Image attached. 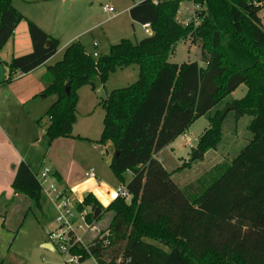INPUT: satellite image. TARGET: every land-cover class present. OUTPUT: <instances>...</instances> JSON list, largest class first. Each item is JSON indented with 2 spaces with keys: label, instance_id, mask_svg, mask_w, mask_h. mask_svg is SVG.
<instances>
[{
  "label": "trees",
  "instance_id": "16d2710c",
  "mask_svg": "<svg viewBox=\"0 0 264 264\" xmlns=\"http://www.w3.org/2000/svg\"><path fill=\"white\" fill-rule=\"evenodd\" d=\"M132 1L130 17L148 24L149 36L137 43L124 38L98 57L73 42L45 73L46 92L56 97L46 112V135L52 142L81 138L73 134L80 87L93 86L96 78L105 83L117 68L139 69L135 83L101 101L104 128L97 141L113 144L110 168L130 199L118 195L104 207L89 193L76 203L79 211L102 208L98 217L87 216L90 223L104 212L112 218L91 242L71 241V254L80 262L93 257L98 264H264L262 8L250 0H186L198 8L195 19L183 25L178 13L184 0ZM23 20L32 50L1 61L6 75L0 86L34 71L58 50V40L27 19L12 0H0V53ZM187 39L202 44L204 65L170 62L178 43ZM242 84L246 93L234 101L233 110L237 119L251 117L252 139L232 161L179 187L158 153ZM225 117L217 110L209 118L197 149L206 153L217 148ZM126 172L132 174L129 181L124 180ZM12 187L40 206L42 185L26 162L18 165Z\"/></svg>",
  "mask_w": 264,
  "mask_h": 264
},
{
  "label": "rangeland",
  "instance_id": "374dc122",
  "mask_svg": "<svg viewBox=\"0 0 264 264\" xmlns=\"http://www.w3.org/2000/svg\"><path fill=\"white\" fill-rule=\"evenodd\" d=\"M13 1L16 6L20 7V12L27 19L45 27L48 33L58 40V50L52 56L54 64L63 59L65 49L73 42L81 43L90 54L95 52L94 43L97 42L99 55H106L110 52L111 45L119 43L124 38L137 43L151 34V31L150 33L145 32L143 25L132 21L128 9L133 3L132 0H32L37 1L35 3H28L25 0ZM66 1H70V5L65 12ZM104 6L112 7L115 15L104 12ZM193 7L191 1L181 2L178 15V21L181 24L185 22L187 15L192 14ZM261 16L264 24V10ZM202 55V44L199 41L193 42L187 39L178 43L175 52L170 57V62L180 65L198 62L199 65H204ZM43 78L39 72L30 77L44 86L46 98H39L38 102L46 105L53 104L56 97L46 92L48 85L45 86ZM138 78L137 66L117 68L109 75L105 83L100 78H96L93 86L84 85L79 88L78 116L73 132L79 134L81 138L75 139L74 148H68V151L63 154L65 163L73 160L77 162V170L82 174L94 169L97 174L102 171L103 175L117 180L110 168L114 153L113 144L97 142L104 128L105 110L101 101L113 90L132 85ZM13 82L15 79L3 86ZM246 89L244 84L240 85L214 109L194 121L184 134L178 136L158 153L159 160L166 170L172 173V179L179 187L185 188L223 161H232L252 139V133L248 129L251 117L246 115L237 119L234 110H229L222 123V139L217 148L207 151L203 160H191L200 134L209 125V118L217 110H224L235 100L241 99ZM47 123L48 118L45 113L41 122L42 130ZM46 140L50 145L47 135ZM46 166L50 168L49 160ZM131 177L132 174L129 172L124 174L125 181H129ZM51 182L57 189L62 188V184L55 178L51 179ZM121 186L122 184L118 181L117 191ZM81 197L84 198L83 195ZM73 199L75 201L70 209L74 215L75 228L78 224L88 222L81 216L75 204L76 201L82 199L80 196H74ZM26 200L16 205L17 209L21 208L22 215L25 217L16 237L13 239L14 235L5 230L0 237V264H66L71 256L64 246L58 244L60 213L56 206L44 192L40 200L41 210L29 199L26 198ZM111 218V212H104L98 221L89 224L90 230L87 233L79 231L78 234L83 237L84 244L91 242L95 236L97 237L101 231L105 230ZM151 242L168 249L162 243ZM47 243H51L54 249L46 248ZM80 264L98 263L93 257H89Z\"/></svg>",
  "mask_w": 264,
  "mask_h": 264
},
{
  "label": "crops",
  "instance_id": "0c3cea01",
  "mask_svg": "<svg viewBox=\"0 0 264 264\" xmlns=\"http://www.w3.org/2000/svg\"><path fill=\"white\" fill-rule=\"evenodd\" d=\"M25 1L28 3L37 2ZM12 3L20 11V7L16 6L13 0ZM191 16L192 14L187 15L186 19ZM37 24L39 25V23ZM39 26L48 33L45 27ZM94 47L95 52L100 54L97 50L98 43ZM31 50L32 43L28 33V25L23 20L0 53V61L9 62L14 56L29 53ZM53 59L54 57H51L34 71L18 76L12 84L0 86V237L5 230L12 233L14 239L24 222L23 212H21V208L17 209L16 205L29 198L15 193L12 187L16 169L22 161L26 162L32 172L39 177L41 171L48 168L46 162L49 160L51 168L49 169L53 174L52 179L55 178L58 181L60 179L59 182L63 188L68 192H74V196H80L81 199L82 195L85 197V195L92 193L101 205L106 207L117 197L118 181L116 179L103 175L102 171V175L101 173L97 174L95 170L96 177L87 178L86 174L77 170L76 161L72 160L65 163L63 154L68 151V148H74V140L78 138H58L50 141V145L47 143V126L42 130L41 122L52 103L46 105L38 102L39 98H46L44 86L30 79V77L39 72V75H43L47 87L45 73L47 67L54 64ZM73 134L80 137L79 134L74 132ZM205 155L206 153H204V157ZM47 196L50 198L49 195ZM29 201L31 200L29 199ZM34 204L41 210V202L40 206Z\"/></svg>",
  "mask_w": 264,
  "mask_h": 264
},
{
  "label": "built area",
  "instance_id": "2783aa9c",
  "mask_svg": "<svg viewBox=\"0 0 264 264\" xmlns=\"http://www.w3.org/2000/svg\"><path fill=\"white\" fill-rule=\"evenodd\" d=\"M250 2L253 5H256L257 7L262 8L264 10V0H250ZM194 5V4H193ZM198 8L197 5H194L193 11H192V16L185 19V22L183 25H187L189 22L193 21L195 19V10ZM104 12L106 13H112L113 16L114 14V9L110 6H104L103 7ZM144 30L146 33H150V26L148 24L143 25ZM94 45L96 46L97 43L95 42ZM98 53L94 52L93 56L98 57ZM53 177V174L49 168H44L38 179L42 185V191H44L47 195L50 196L52 202L56 206L57 210L59 211L60 215L58 217V223L60 224L59 226V236H58V244H61L67 249V252L71 256L69 260L67 261L66 264H80V259L78 256H75L71 254L70 252V246H71V241L79 242L84 244L83 237L78 234L79 231H83V233H87L90 230L89 224H92L88 221L87 216L89 214H93L95 212V209L92 206H87L84 210L80 211L81 216L88 222L86 224H78L74 228V215L71 212V205L74 197V192H68L64 191L61 189H57L55 184L51 182V179ZM87 178H95L96 174L94 169L86 173ZM120 195L127 200L130 199V195L127 193L126 189L124 187H120L117 191V196ZM83 199L81 201H76V203H82ZM64 237V238H63ZM106 244L108 243V240L105 239L104 241ZM129 260L126 261L125 264H128Z\"/></svg>",
  "mask_w": 264,
  "mask_h": 264
},
{
  "label": "water",
  "instance_id": "95a60500",
  "mask_svg": "<svg viewBox=\"0 0 264 264\" xmlns=\"http://www.w3.org/2000/svg\"><path fill=\"white\" fill-rule=\"evenodd\" d=\"M69 5H70V1H66L65 9H64L65 12L67 11V8H68ZM5 75H6V69H5L4 65L2 64V62L0 61V81L1 82L4 80ZM67 91H69L68 88H67ZM235 107H236V104L235 103L230 104L228 107H226L223 110V115H226L229 110H232ZM195 159H201V160H203L204 159V152L200 151L197 148L194 149L193 150V153L191 155V160H195ZM86 196L87 195H85V197ZM101 212H102V208L97 207L95 209L94 216L95 217H98L101 214ZM45 247L46 248H49V249H54V246L52 244H49V243L45 244Z\"/></svg>",
  "mask_w": 264,
  "mask_h": 264
},
{
  "label": "bare ground",
  "instance_id": "6f19581e",
  "mask_svg": "<svg viewBox=\"0 0 264 264\" xmlns=\"http://www.w3.org/2000/svg\"><path fill=\"white\" fill-rule=\"evenodd\" d=\"M115 195H116V192H115Z\"/></svg>",
  "mask_w": 264,
  "mask_h": 264
}]
</instances>
